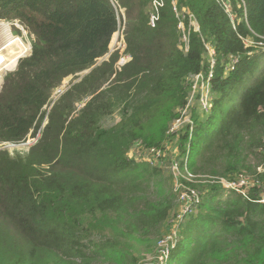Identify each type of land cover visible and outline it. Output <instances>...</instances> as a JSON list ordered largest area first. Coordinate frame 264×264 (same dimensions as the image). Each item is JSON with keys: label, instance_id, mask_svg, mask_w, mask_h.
I'll return each mask as SVG.
<instances>
[{"label": "trees", "instance_id": "16d2710c", "mask_svg": "<svg viewBox=\"0 0 264 264\" xmlns=\"http://www.w3.org/2000/svg\"><path fill=\"white\" fill-rule=\"evenodd\" d=\"M12 21L32 49L4 78L0 144L39 137L24 155L0 149V264H140L139 247L169 233L180 195L165 166L131 150L167 141L209 47L210 110L176 138L178 158L189 153L180 183L201 202L166 263L264 264V0H0V22ZM122 28L130 60L103 61ZM88 70L42 127L54 92ZM240 176L253 182L246 195L220 182Z\"/></svg>", "mask_w": 264, "mask_h": 264}, {"label": "built area", "instance_id": "2783aa9c", "mask_svg": "<svg viewBox=\"0 0 264 264\" xmlns=\"http://www.w3.org/2000/svg\"><path fill=\"white\" fill-rule=\"evenodd\" d=\"M223 4L226 9V12L231 17H233L231 15L230 4L228 2H223ZM157 5H156V8H157ZM181 17L184 18L185 16H180V18ZM189 18L191 21L190 23L191 25H193L195 30H199L198 23L195 21L194 16L190 15ZM158 19L159 17L157 15H152V18H151L152 27H155V22ZM179 28L182 32V39H183V36L185 38L186 47H184V50L187 52L189 49V46H188L189 31H187V37H186V29H185L184 24L180 23ZM12 41L13 43L19 41V44H17L19 51L17 55L12 59H9L4 53L3 55L0 56V73L3 71L7 72L9 66L14 61L23 57L24 53L21 48L25 47V43L21 41L19 37ZM28 44L31 45L30 43ZM248 44H250V42H248ZM208 58L210 61V68L207 73H199L195 75H190V77H188V79L190 80L189 82L190 90L188 94L187 103L185 107L180 110L179 117L171 124L170 129L167 133L168 134L167 141L163 143L159 148H152V149L144 148L142 147L140 143H138L132 148L131 154L136 152V148H142L144 151L147 152L149 156V158L146 160L149 164H151L152 166H165V162L168 160L167 157L169 154L170 144H172V140L173 139L176 140V138L181 133L182 129L187 125H190L191 131L193 130L192 117L189 115L191 108H196L197 111H199L200 113L209 112L210 107H211V102H212V96H213L211 80L213 78L214 68L217 62L215 51L211 47L208 48ZM237 62H238V59L233 60L231 63V66L229 68L227 67L226 69L227 72H228V69L229 70L234 69V66ZM34 143H35V138H29L27 141L22 142L20 144H22V146H27L28 148H30V146H32ZM176 149H177V154L173 155V157L170 158L169 162H170L171 172L173 174L174 181H175V190L178 192L180 189H182L180 196H179V201L181 203V214L178 215L179 223L176 224L177 227L172 231L170 235L165 236L160 241L159 243L160 248L158 251V256H164L167 253L170 254V249L175 246L172 243L176 241L179 224L183 221L185 216L192 214L198 207L199 203L201 202V194L199 191L194 190V189L187 190L180 183V177L182 176L180 167L182 163H184L185 167L187 166L188 160H189V153L182 158H178V148L176 147ZM249 179L250 178L247 176H240L238 179L240 182L227 181L224 179H221L220 182L223 184L225 188L237 190L240 193L242 192L243 195H246L247 192L244 190H241L240 188L243 187L244 189L245 188L247 189L249 186H251L253 182H251ZM263 202H264V199H263ZM189 210H191V213H189ZM167 260H165V262H167Z\"/></svg>", "mask_w": 264, "mask_h": 264}, {"label": "rangeland", "instance_id": "374dc122", "mask_svg": "<svg viewBox=\"0 0 264 264\" xmlns=\"http://www.w3.org/2000/svg\"><path fill=\"white\" fill-rule=\"evenodd\" d=\"M153 10L154 11H152V14L155 12L154 8H153ZM12 22H9V23L8 22H0V56L3 55L4 52H6L5 50L9 46L10 42L12 40L17 39L19 37L20 40L25 43V48L22 47L21 49H22V51L24 53L23 57H26V56H28L31 53V49H32V46L28 44V43H30L31 35L28 32V30L25 28V26L22 25L20 22H18V21H14L13 23ZM190 28L195 30V28L193 27V25H191V23H190ZM14 32H16V33H14ZM186 37H187V30H186ZM250 42H252V41H250ZM17 44H19V41L15 42L11 47L8 48L7 52L10 55L12 53H16V51H19V48H18ZM181 44H182L181 45L182 48L184 49V47H186V41H185L184 36H183V39H181ZM114 52H119V54H120V60L118 62L119 65H123L125 62H127L129 60L130 56L126 53V46H125V42H124V28L120 29L113 36L112 42L110 44V53L103 61L108 60L109 57L111 56V54H113ZM103 61H100L98 63V65L101 64ZM16 69H17V67H15V65H12L11 67L9 66L7 72L3 71V72L0 73V92L2 91V86L4 84L5 76L9 72H13ZM89 72L90 71L84 72L83 74L79 75V77L77 79H74V77H69V78L64 80V82L62 83L61 87L58 88L54 92V95L52 97L53 101L49 105H47L45 107L46 117H45V120H44V123H43L42 127L46 126V124H47V116L50 113L53 105L55 104V101H58V99L65 92H67L70 88H72L77 82H79L82 79V77L84 75H87ZM187 81H188V84H189L190 80L188 79ZM107 85L108 84H106L104 87H106ZM84 105L85 104H83L81 107H83ZM77 111L78 110H76V112ZM194 111L197 112V109L196 108H191V110L189 112V115L191 117H192V113ZM119 121H120L119 112H115V114L113 116H111L109 119H107L104 122V124L106 126H111V125H115ZM38 137H39V132L35 136V143H37ZM178 143H179L178 139L177 140H175V139L172 140V144H170V147H169V154H168V157H167L168 160L165 162L166 174L168 173L169 175H172V176H173V174L171 172L169 160H170L171 157H173V155L177 154L176 147H178ZM0 149L8 150L11 153V155H15L16 153H18L20 155H24L29 150V148L27 146H22V144H20V143H18V144L17 143H4V144L2 143V144H0ZM131 157H133L138 162L146 161L149 158L147 152L144 151L142 148H136V152L131 154ZM238 179L239 178H237L235 181L236 182H240ZM240 189L247 192L246 188L244 189L243 187H241ZM181 191H182V189H180L178 191L179 195H180ZM189 213H191V210H189ZM179 214H181V203H180V201H179V207L177 208L176 213H174L172 215V217L170 218V220H169V223H168V232L169 233L168 234H170L176 228V224L179 223V218H178ZM165 234H166V232H165ZM167 235H165V236H167ZM163 238L164 237H162L161 240ZM161 240L158 239L157 243L156 244L154 243V245H152V251L153 252L152 251H147L150 248V246H148V245H151V242H149L148 244H146L144 246H140L139 247V249H140V251L142 253V256H143V259L141 260L140 264H167L165 262V260H167L170 257V255L168 253L165 254L164 256H158V251H159V248H160L159 243H160ZM172 244L175 245L176 241H174Z\"/></svg>", "mask_w": 264, "mask_h": 264}, {"label": "clouds", "instance_id": "9594fccd", "mask_svg": "<svg viewBox=\"0 0 264 264\" xmlns=\"http://www.w3.org/2000/svg\"><path fill=\"white\" fill-rule=\"evenodd\" d=\"M31 44V43H30ZM10 46H8L7 48H6V52H4V54L9 58V59H12V58H14L16 55H17V53H18V51H16V53H12L11 55L7 52V50H8V48H9ZM24 58V57H23ZM130 58V57H129ZM20 59H22V57L21 58H19L18 60H16L15 61V67H17V65H18V63H19V60ZM130 60V59H129ZM128 60V61H129ZM11 66V65H10Z\"/></svg>", "mask_w": 264, "mask_h": 264}, {"label": "bare ground", "instance_id": "6f19581e", "mask_svg": "<svg viewBox=\"0 0 264 264\" xmlns=\"http://www.w3.org/2000/svg\"><path fill=\"white\" fill-rule=\"evenodd\" d=\"M3 26H4V25H3ZM3 33H4V32H3ZM6 38H7V37H6ZM13 44H14L13 41H11L10 44H9V46L11 47ZM24 48H25V47H24ZM24 50H25V49H24ZM25 51H26V50H25ZM24 56H25V55H24ZM14 64H15V61L11 64V66L14 65ZM11 66H10V67H11ZM12 68H13V67H12Z\"/></svg>", "mask_w": 264, "mask_h": 264}, {"label": "water", "instance_id": "95a60500", "mask_svg": "<svg viewBox=\"0 0 264 264\" xmlns=\"http://www.w3.org/2000/svg\"><path fill=\"white\" fill-rule=\"evenodd\" d=\"M88 71H90V70H88ZM88 71H86V72H88Z\"/></svg>", "mask_w": 264, "mask_h": 264}]
</instances>
